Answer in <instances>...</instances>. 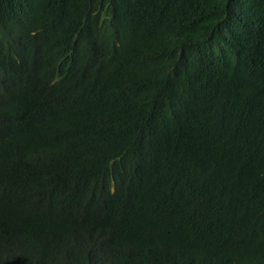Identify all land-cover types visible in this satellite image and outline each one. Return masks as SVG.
I'll return each mask as SVG.
<instances>
[{"label":"trees","instance_id":"1","mask_svg":"<svg viewBox=\"0 0 264 264\" xmlns=\"http://www.w3.org/2000/svg\"><path fill=\"white\" fill-rule=\"evenodd\" d=\"M106 232L108 264H264V0H0V264Z\"/></svg>","mask_w":264,"mask_h":264},{"label":"clouds","instance_id":"2","mask_svg":"<svg viewBox=\"0 0 264 264\" xmlns=\"http://www.w3.org/2000/svg\"><path fill=\"white\" fill-rule=\"evenodd\" d=\"M56 205L57 208L53 209V215L60 216L61 218H63L67 231L68 228L74 227L75 232L72 234V237L78 243L89 248V241L92 240V238H94L96 235V226L93 225L91 218L89 216L79 215L72 203L65 205L62 202L57 201ZM108 243H110V236L109 233L106 232L101 236L98 245L90 249L91 253L87 255H91L97 264H108L106 256V251L108 250ZM87 255L71 254V252L66 251L65 255L61 254V257L65 260L61 264L68 262L76 263L82 258H85ZM252 256L253 255H244L240 258H235L232 260L238 261L235 264L249 263L255 258Z\"/></svg>","mask_w":264,"mask_h":264}]
</instances>
